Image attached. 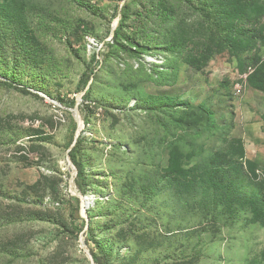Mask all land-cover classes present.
<instances>
[{"label":"rangeland","instance_id":"obj_1","mask_svg":"<svg viewBox=\"0 0 264 264\" xmlns=\"http://www.w3.org/2000/svg\"><path fill=\"white\" fill-rule=\"evenodd\" d=\"M91 250L264 264V0H0V264Z\"/></svg>","mask_w":264,"mask_h":264},{"label":"trees","instance_id":"obj_2","mask_svg":"<svg viewBox=\"0 0 264 264\" xmlns=\"http://www.w3.org/2000/svg\"><path fill=\"white\" fill-rule=\"evenodd\" d=\"M129 7H130V5H126L127 9H129ZM127 16H128V13L124 10V18H127ZM123 26H124V22L122 21V22H120V27L118 28V30L121 29ZM95 61H96V67L97 68H99L103 64V61H101L99 58H96ZM93 74L95 75V72H93ZM90 85H91V76L85 77L84 80L82 81V84H81V90L85 91ZM18 89L26 95H34L28 89H25V88L23 89V88H19V87H18ZM73 105L76 106L77 102H74ZM75 144H76V146L72 150L71 155H72V158L74 160V163L76 164V166L78 167V170H79V186L81 188V192L83 195H85L84 187H86L87 182H88L87 172H86L85 165L80 163L78 160V158H79L78 155L81 152V145L79 142L76 143V139L74 138L73 142L71 144V147H73ZM76 202H77V207H78V211H79V209L81 207V201H80V199L77 198ZM86 227H87L86 222L84 220H82L81 227L76 230L77 235L78 236L82 235L84 233ZM88 238H89V236H88ZM88 245H89V242H88L87 246ZM90 253L93 257L95 264H109V262L105 256L97 254L93 250H91Z\"/></svg>","mask_w":264,"mask_h":264},{"label":"water","instance_id":"obj_3","mask_svg":"<svg viewBox=\"0 0 264 264\" xmlns=\"http://www.w3.org/2000/svg\"><path fill=\"white\" fill-rule=\"evenodd\" d=\"M120 23V22H119ZM119 23H118V25H119ZM93 259V258H92Z\"/></svg>","mask_w":264,"mask_h":264}]
</instances>
